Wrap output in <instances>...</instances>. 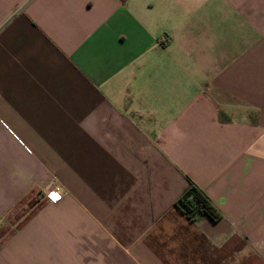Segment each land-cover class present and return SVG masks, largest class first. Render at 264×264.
<instances>
[{
	"label": "crops",
	"instance_id": "obj_1",
	"mask_svg": "<svg viewBox=\"0 0 264 264\" xmlns=\"http://www.w3.org/2000/svg\"><path fill=\"white\" fill-rule=\"evenodd\" d=\"M0 264H264V0H0Z\"/></svg>",
	"mask_w": 264,
	"mask_h": 264
},
{
	"label": "trees",
	"instance_id": "obj_2",
	"mask_svg": "<svg viewBox=\"0 0 264 264\" xmlns=\"http://www.w3.org/2000/svg\"><path fill=\"white\" fill-rule=\"evenodd\" d=\"M177 208L189 219L210 218L213 222L223 219V214L213 200L195 183L191 182L188 190L177 200Z\"/></svg>",
	"mask_w": 264,
	"mask_h": 264
},
{
	"label": "rangeland",
	"instance_id": "obj_3",
	"mask_svg": "<svg viewBox=\"0 0 264 264\" xmlns=\"http://www.w3.org/2000/svg\"><path fill=\"white\" fill-rule=\"evenodd\" d=\"M34 205V202H28L27 205H25L16 215H13V217L10 219V228L12 229L9 230H12L11 234L19 230V228L22 227L27 222V220L35 213L36 208L33 207Z\"/></svg>",
	"mask_w": 264,
	"mask_h": 264
},
{
	"label": "built area",
	"instance_id": "obj_4",
	"mask_svg": "<svg viewBox=\"0 0 264 264\" xmlns=\"http://www.w3.org/2000/svg\"><path fill=\"white\" fill-rule=\"evenodd\" d=\"M44 195H45V199L50 203H58L62 201L64 198L63 192L57 188H54L51 191L46 192Z\"/></svg>",
	"mask_w": 264,
	"mask_h": 264
}]
</instances>
